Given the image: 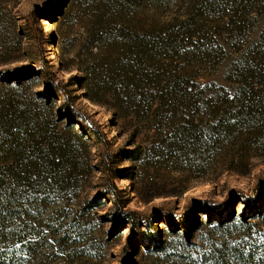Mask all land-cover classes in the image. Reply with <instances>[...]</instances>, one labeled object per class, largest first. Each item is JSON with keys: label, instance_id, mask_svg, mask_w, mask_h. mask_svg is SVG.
<instances>
[{"label": "rangeland", "instance_id": "374dc122", "mask_svg": "<svg viewBox=\"0 0 264 264\" xmlns=\"http://www.w3.org/2000/svg\"><path fill=\"white\" fill-rule=\"evenodd\" d=\"M133 34L150 46L129 57ZM126 57L136 91L113 84L95 103L93 62ZM43 66L111 141L124 210L189 214V235L152 222L147 246L115 229L99 144L69 122ZM258 192L259 212L244 215ZM197 201L234 210L210 220ZM2 227L13 233L0 258L15 251L19 264H194L223 243L263 245L264 0H0Z\"/></svg>", "mask_w": 264, "mask_h": 264}, {"label": "trees", "instance_id": "16d2710c", "mask_svg": "<svg viewBox=\"0 0 264 264\" xmlns=\"http://www.w3.org/2000/svg\"><path fill=\"white\" fill-rule=\"evenodd\" d=\"M45 7V6H44ZM44 9L41 12H44ZM134 35V34H133ZM125 48L129 52V57H134L140 53L142 48L146 46H150L146 44V41L140 38H137L135 35L132 36L127 43V35L125 38L124 43ZM131 54V55H130ZM123 64H119L116 62L115 65H106L104 70H100L97 67L96 62L94 61L92 66L90 67L89 74L87 78L83 79L86 88L88 89V94H90V98L97 103L100 104L102 102V97L99 96H107L110 94L112 90L113 84H117L119 88L123 90H128L130 92H135L138 88L139 83L128 76V66L129 65V58L121 59ZM41 75L45 77L46 84L48 89H50L51 95L56 94L57 97L62 98L64 100V107L67 110V116L69 122L73 125H78L82 132L84 131L83 135H89L92 138L95 144H99V153L98 155L101 157L100 161L98 162L99 168L105 172H108L109 175L107 177V185L104 191L105 197H109L111 200L114 201L115 205L113 207L112 217H114V227L118 231H122L123 228L129 227L128 237H131L134 241L139 240H148L147 246L150 245L152 235L150 232L142 234L143 227H152V222H162L167 220L166 228L172 229L171 227L175 226V221L170 214H161L157 213L156 217L149 218L146 215H143L138 212L127 211L124 210V200L120 197V189L116 184V175H115V168L114 165L117 162L116 157L118 156L116 152H112L109 149V145L111 141L107 139V137L102 133L99 127L91 120V118L83 113V111L79 108L76 103V95H72V93L66 88V86L57 80L54 73L47 69L46 67L41 68ZM116 75V76H115ZM132 75V74H131ZM91 81V82H90ZM68 86V85H67ZM156 98L152 99L150 102L151 108L155 104H159L157 109H165V103ZM167 107V106H166ZM55 162L58 164H63V161ZM46 166H50V161H47ZM239 197V196H238ZM261 194L259 192L256 194V197L253 201L248 199L249 201L245 202V209L244 215L251 216L259 212L258 210V203L260 201ZM10 200H4L3 205L6 210L15 207L13 204V199L9 198ZM245 200V198H243ZM198 207L204 206L205 210H208V216L210 220H221L225 221L226 217L232 216V208L233 206L230 205V202H224L217 210V206L208 207V205H203L202 202H196ZM193 206V205H192ZM190 210H194L192 207ZM214 212H217L220 217H214ZM186 219L183 222L177 220V224H182L185 227H178L174 232L183 231L185 234L189 235L192 231L191 228L186 227L185 222H189L191 217L189 214L185 215ZM188 220V221H187ZM176 224V225H177ZM165 228V232L166 229ZM58 228L56 230H59ZM68 233L69 229H66ZM13 233L12 230L7 231L4 227L0 229V247L7 241L8 238L11 237ZM175 233V234H178ZM9 235V237H8ZM68 237H66L67 239ZM133 242V241H132ZM156 246H159L156 245ZM15 251H11V253L5 252L4 255L0 258L1 264H19L17 256L15 255ZM194 264H264V243L263 245L259 246L255 243H251L249 245H244L240 243H235L232 246H227L225 243L221 244L220 246H216L212 249H208L200 253L198 257H194ZM127 264V263H125Z\"/></svg>", "mask_w": 264, "mask_h": 264}]
</instances>
